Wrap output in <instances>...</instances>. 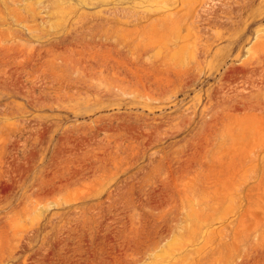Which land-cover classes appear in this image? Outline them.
Listing matches in <instances>:
<instances>
[{
	"label": "rangeland",
	"instance_id": "1",
	"mask_svg": "<svg viewBox=\"0 0 264 264\" xmlns=\"http://www.w3.org/2000/svg\"><path fill=\"white\" fill-rule=\"evenodd\" d=\"M0 264H264V0H0Z\"/></svg>",
	"mask_w": 264,
	"mask_h": 264
},
{
	"label": "bare ground",
	"instance_id": "2",
	"mask_svg": "<svg viewBox=\"0 0 264 264\" xmlns=\"http://www.w3.org/2000/svg\"><path fill=\"white\" fill-rule=\"evenodd\" d=\"M162 7V6H161ZM150 9V8H149ZM160 9H163V8H160V7H157L155 8L154 11H160ZM169 13V12H168ZM167 13V14H168ZM144 15V14H142ZM141 15V16H142ZM121 18V17H120ZM144 18V17H143ZM200 19V18H199ZM202 20V19H201ZM215 20V19H214ZM173 22V19L172 20H169V17H167L166 15H161V16H157L155 18H153L150 22H149V25L151 26H164L166 25L167 23H172ZM209 23V22H208ZM168 26V25H166ZM172 28H176V23H172ZM237 107V106H236ZM252 108V107H251ZM235 109V108H234ZM246 109V108H245ZM248 109V108H247ZM263 146V145H262ZM258 149V148H257ZM256 157V156H255ZM245 165V164H244ZM239 188V187H238ZM234 202V201H233Z\"/></svg>",
	"mask_w": 264,
	"mask_h": 264
}]
</instances>
